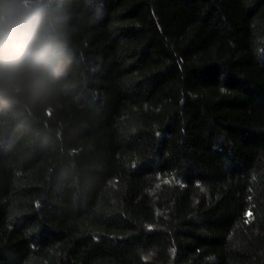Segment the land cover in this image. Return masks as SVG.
I'll return each mask as SVG.
<instances>
[{"label":"trees","instance_id":"obj_1","mask_svg":"<svg viewBox=\"0 0 264 264\" xmlns=\"http://www.w3.org/2000/svg\"><path fill=\"white\" fill-rule=\"evenodd\" d=\"M0 264H264V0H0Z\"/></svg>","mask_w":264,"mask_h":264}]
</instances>
